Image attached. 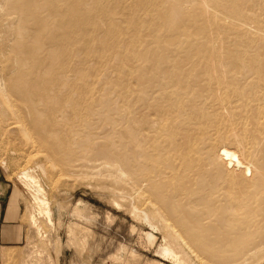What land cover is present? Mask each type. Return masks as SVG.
<instances>
[{
	"label": "rangeland",
	"instance_id": "rangeland-1",
	"mask_svg": "<svg viewBox=\"0 0 264 264\" xmlns=\"http://www.w3.org/2000/svg\"><path fill=\"white\" fill-rule=\"evenodd\" d=\"M66 1L68 4L66 2H65V4L63 3L62 9L65 8L66 5H67L66 9H69L68 6H70V8L74 7L73 5L78 6L79 4H81V6H82V3H80L77 0H74V1L73 0H66ZM106 1H108L109 3L112 2L115 6L113 4L112 5L109 4L108 2L106 3ZM131 1H132V3H130ZM146 1H148L149 6L147 5ZM150 1L151 0H127V2H126V0H123V1L122 0H119V1L116 0V2H113V0L102 1L101 4H105V5L109 4L110 5V6L109 5L107 6L108 9H110L111 7L114 6L113 8L115 10L113 8H112L113 10L112 9L108 10V9H106L107 7L103 5L105 8L104 7L102 8V6H101V8H99V10L92 12L93 13L92 16L94 17L93 19H95L94 22L95 21L98 22L96 25H91L90 29H88L89 32H90V30L92 31V34L91 33H88L89 35L87 34L89 39L85 38L84 36L83 37L79 36V39L81 40V42L77 41L78 43L76 42L74 44V47H75L74 50L76 49V52L74 51L72 53L73 57H71V58H73V60L71 59L70 61H73V63H74V65L72 64V67H73L75 73H73V74L71 73V72H73V70H70L71 72L69 71V69L64 70L71 65H69V66L67 65V67L62 69V71H61L62 74H64V75H62L63 77L61 76V80H63L64 76H68V78L67 77H65V78L67 80L70 79L68 81H70V84L73 83V85L76 84V82L77 83L80 82V80H81L80 77H82V75H85L87 73L86 74L87 76H89V74L91 76H89V79H88L89 81L87 82V84H85L83 86V88H84V90H82L83 92H81V89H82L81 85L83 84L82 82L79 83V84H81L79 86H77L78 84L75 85L78 87V89L80 90L79 91L76 89L77 87L75 88V86H74V88L76 90L74 88L71 89L70 87L72 85H70L67 80H66V82H64L65 80L62 81V85H63V87H65L64 91H67L65 93H67V97L69 95H70V97L68 99H64L63 96H66V95H65L64 91H62V93H61L62 96L60 95L62 98L60 97L59 109H61V107H62V110L63 109L64 110L60 111V112L58 111V113H57V114H59L58 119L64 117V118H62V121L64 123L65 122L67 123L73 117H74V120L71 119L72 122H69L66 125L63 122H61V119H60L61 124L59 123V120L57 122L59 124V128H60V125H62V127L60 128L61 131L59 129V136L58 137H59V141H60L59 146H61L63 150L60 151L61 156L59 155L61 157V160L57 159V160H55V162H58V163L53 164V165H55V167H53V165H52V162H54L53 159H50V162H49V159L47 157V152L45 154L46 158L44 157L45 155L43 152H41L42 154L40 155V157H41L40 163L42 162L41 164H44V165H46V167H48V172H46L47 175L39 172V175L41 177V180L44 179V181L42 180V182L46 188V192H47L46 197L51 202V206L54 210V216H53L54 224L53 225L46 222V220L44 221V219H41V224L43 226V230H44V232H46L47 237H48V238H45L46 240H44V238H42L35 231V229H33L31 227V224H30V217H29V213H28V202H29V198H28L29 196L28 195L29 194L25 193L24 187L22 186V184L19 182V180L17 178L18 174L20 173V171L23 168V167H21V157H20L21 153L19 152V150L17 151L16 143L14 142V140H12V138L8 134H1L0 135V251L3 249V251L0 255V264H156L157 262H162V261L165 264H177V262H175L174 260H171L169 257H164L159 252V251H161V249H163L165 247L164 245L167 246L169 244V242H168L169 239H171V237L173 238L175 236H176V238H178V242L180 243L179 248L181 250L185 249V250H183L184 256H186V258L188 257V255L190 256L187 258V260L190 258L189 260L192 261L191 264H193V263L194 264H229V263L230 264H232V263L233 264H238V263L239 264H264V248H263L264 247V206H263L264 205V184H259L258 186H256V184H255L256 179L254 177H250L249 175H247L246 177L244 176L245 177L244 178L242 176L243 175L242 169L239 170L238 167H234V169H233V168H231V166H229V168H228L226 165L224 167H226L228 170L225 169V170H223V172H224V174L226 173L227 175L229 173V176L222 174L223 176L221 177L220 176L221 174L219 173L220 174L219 175L218 172H220L222 170L221 168H219L222 165H221V163H219L220 164V166L218 164L219 170L216 168L217 166L214 167L212 171H217V172H215V173L212 172V174H213V175L211 174L212 176L206 175V176H203L204 178L200 179V177L196 178L195 175L194 176L192 175L194 180L196 178L197 182L195 181L194 182L195 184L193 183L194 180L189 178V177H191V174L186 175L185 172H183V174H182V172L179 171L178 172L179 176L181 174H182L181 177L184 176L181 179L182 181L180 180L182 183L180 181H178V179L173 180V181H171L172 185H170L172 187H170L169 186V177H168L169 176V142L168 143L166 142V140L169 141V126H168L169 125V106L170 107L173 106V104H172L173 101H169V97L172 93L175 92V90L178 91L179 88H181V91L179 92V96H181L183 93L181 95H180V93L184 91L183 88L184 87L186 88V84L188 83L187 85H189V86H187V88L185 90V92L187 94L186 95L183 94V96L185 95L186 97L181 96L182 100H181V98L178 97V99H180L179 100L180 102L177 99V101L179 102V103H177V101L175 99L176 103H175V101L173 103L176 104L175 107L177 109L180 108L181 106H184V107H185V105L187 106V104H185V103H188V106L190 105L189 107H191V109L188 107L187 110H190V111H188V113H189L188 116L191 114L190 115L191 120L194 122L196 120H199L198 122H201L200 125L203 124L204 127H207L209 129V130L208 129L207 130H208L210 136H208L207 139H209V141H207V142L216 143V141L219 138L220 140L217 141V144H221L220 141H223L222 143L228 144L230 147H232L236 150L237 149L241 150L242 146L237 147L238 146L236 143L237 141L234 142V138H233L232 142H231V140H229L227 138L228 137L227 135L230 132L234 131V133H235V130H237L236 131V134H237L238 130H240L242 132L239 131V134L242 136H239L240 137L239 141L243 142L242 145H244L246 148H248L249 150L252 151L254 159L257 158L256 160L261 162V164L264 165V163H263L264 162V137H263L264 136V73H263L264 72V43H263L264 42L263 41L264 40V0H243L244 4L241 3L242 0H228V2H226L227 0L226 1L225 0H218V1L217 0H213V1L211 0L212 2H215L217 4L216 5L214 3L215 6L219 7L220 6L219 4H221V6L218 8V10L220 8H221V11H222V8L227 9V10L224 9V10H226V12H224L225 14L222 13L223 11L222 12L218 11L220 14H222V15L219 14L220 16H222V17H220V19L221 18L222 19L224 18V19L219 20L217 25H214L215 23L213 24L211 22L214 26H217V27L212 26V28H211L212 24L207 26V22L206 23L202 22L201 24H203V25H201L199 21H197L199 23L198 24L196 21H195V23H193V22L188 20V22L185 23V20H184L185 17L181 18L182 22L180 21V19L177 22H173V24L178 23V24H175L176 27H174L175 25H172L171 24L172 22L171 23L169 22V21H171L170 18L168 20L165 16L168 14L158 13V11L155 10V9L161 8L160 7L161 5H159L160 0H157V1L152 0V2H150ZM188 1H191V0H188ZM71 2H73L72 5H69V3H71ZM117 2H119L120 4ZM229 2H230V4H229ZM235 2H236V4H235ZM96 3H97L96 0H90V5H91V6L89 5L90 8L95 6ZM121 3H122V5H121ZM141 3H143V4L146 3V4L143 5ZM150 3H152V6L150 5ZM153 3L156 5H154ZM237 3H238V5H237ZM133 4H134V6H133ZM188 4H189V6H191L193 4V2L192 3L189 2ZM210 4L213 5V3H211V2H210ZM240 5H241V8L243 7L242 10L239 7ZM215 6H212V7L215 8ZM227 6H229V7L234 6V8L237 6L238 7V8L236 7L237 11L240 8L239 11H241V12L238 11V16L241 13V15H240V16H242L241 20L239 19V21H238V18L240 16L237 18V16H236L237 11L233 8L234 13H233V11H231V13H230V9L228 11ZM120 7H122L123 9L122 8L120 9ZM143 7H146L147 9H148V7H151V8L149 10H147L145 8L148 11L147 12ZM212 7L210 6V8L212 9V12L216 11L215 13L218 14L217 9H214ZM116 8H118V10H116ZM0 9H2V8L0 7ZM119 9H120V11H119ZM136 11H138V12H136ZM153 11H155V12L157 11L155 13L156 14L155 17H153L154 16ZM186 11L190 12L188 10H186ZM227 11H228V13H227ZM145 12H147V13H145ZM151 12H152V15L150 14ZM187 12H184V13H187ZM257 12L258 13L260 12L259 14L262 16H260V15L257 16L256 15V14H258ZM261 12H262V14H261ZM94 13L96 14V18H95ZM98 13H100V14H98ZM110 13H112V14H110ZM119 13H121V14H119ZM254 13H255V15H254ZM115 14L117 15V17H113V16H116ZM160 14H161V16H163L164 19L161 18ZM212 14H214V13H212ZM227 14H229V15L232 14V16L231 15L229 16ZM12 16H13L12 13L9 12V10L7 8L2 9V11H0V21H1L0 22V39L2 38L0 40V50H2L1 47L3 46V42L9 38L6 28H7L8 24L10 23ZM183 16H185V15L183 14ZM227 16L232 21L233 20L235 21V19H236L235 22L236 23L240 22V26L243 27V25H244V27L243 28L240 27L241 29H239V23H237L238 26L236 25V27H235L233 25V23H229L232 21H230ZM235 16H236V18H232ZM243 16L246 18H243ZM109 17L111 19H109ZM119 17H121L120 19H118L119 21H116V20H115V22L112 21V19H115V18L117 19ZM159 17L161 18L162 21L160 20ZM226 17L228 19L227 21H226ZM259 17H263V22H262V20H260L261 21L260 23H259V21H256V19ZM129 18H131V19H129ZM260 19H262V18H260ZM165 20H167L168 23H166ZM100 22L101 23L103 22L102 24L104 26H101L102 24ZM154 22H156V23H154ZM179 22L181 23V26L178 27V25H180ZM189 22L191 24H189ZM226 22H227V24H226ZM235 22H234V24H236ZM241 22H244V24L241 25L242 24ZM81 24L82 23H80L79 25L81 26ZM143 24H145V25H143ZM154 24H155V26H154ZM194 24H195V26H194ZM197 24L201 25L203 27L197 26ZM159 25H161V26L156 27ZM192 25L194 26V28L199 27L200 32H202L204 34L198 32L199 31L198 29H197V31L194 30ZM246 25H248L249 27H247ZM113 26H118V28L113 27ZM153 26H154V28H153ZM183 26H184V28L181 31ZM187 26L190 29L192 28L193 30L192 29L189 30V28ZM97 27H98V29H97ZM1 28H2V30H1ZM144 28H146V29H144ZM155 28H157V29H155ZM160 28H161V30H160ZM168 28H170V29L168 30ZM185 28L187 31L184 30ZM201 28H203V29L205 28V30L202 31ZM209 28L213 29L214 33L212 30L210 31ZM244 28L246 29V31H248V30L249 31L245 32ZM80 29L81 28H78L77 32L79 35H82V32ZM111 29H113V30H111ZM150 29H152V30L155 29L156 32H153ZM165 29H166V32H165ZM175 29H177L176 33H175ZM79 30H80V32H79ZM114 30H116V34H115ZM239 30H243L244 32L243 31L241 32ZM148 31L154 33L155 35L152 36V34L149 33ZM157 31H158V34H157ZM161 31H162V33H161ZM178 31L181 32L182 34L184 31V34L182 35ZM205 31H208L209 33H211L210 36L211 35L213 36V34H215V36L212 38V36L210 37L209 33L207 32L208 36L210 37L209 38L207 36V34H205L206 33ZM3 32H4V34H3ZM96 32H98V33H96ZM177 33H179V34H177ZM187 33H189V35L185 36V34H187ZM196 33L198 34L197 37H196ZM243 33L245 35H243ZM246 33H249V34H246ZM90 34L93 37V38L91 37V39H90V36H91ZM199 34H202V35H199ZM237 34H238V36H237ZM5 35H7V38ZM193 35H195V36H193ZM227 35H229V37ZM4 36H5V38H3ZM258 36L260 38H258ZM160 37H162V39ZM201 37H203V38H201ZM204 37L206 39H204ZM246 37H248V38H246ZM83 38L86 39L87 41L84 40ZM105 38H106V40H105ZM211 38L213 39V41ZM153 39H154V41H153ZM217 39H220L221 41H219V40L217 41ZM195 40H196V42H195ZM197 40H202L203 42L205 41V43L199 41L201 47H202V44H204L202 48L200 47L199 42L197 43ZM207 40H210V41H207ZM62 41H63V43H65V41H67V40L62 39ZM90 41L93 42L92 45L90 44L91 43ZM101 41H102V43H101ZM181 41H183V42L181 43ZM214 41H216L217 43ZM106 42H107V45H106ZM154 42H156L157 44ZM169 42L171 45L169 44ZM80 43H82V44H80ZM85 43H89L90 45L89 44L87 45ZM94 43H96V44L94 45ZM179 43H181V44H179ZM196 43L199 46L198 50H200V48H201V49H203V52H201V50H200V52L197 51L196 48L198 46H195ZM76 44H78L77 46L80 47V49L77 48ZM174 44H176V45H174ZM190 44L193 48L190 47ZM240 44H241V46H240ZM82 45L84 46V48L82 47ZM173 45H174V47H173ZM244 45H246V46H244ZM88 47H89V49H87ZM91 47H92V50L90 49ZM95 47H96V49H95ZM111 48H113V49H111ZM204 49H206V50H204ZM219 49H221V50H219ZM218 50L220 51V53ZM103 51H105V52H103ZM186 51H187V53H186ZM250 51H251V53H250ZM1 54H2V52L0 51V55ZM197 54H198V56H197ZM82 55L84 58L82 57ZM108 55H109V57H108ZM214 55L217 57H215ZM2 56H3V54H2ZM253 56H254V58H253ZM87 57L89 59H87ZM124 57H126L128 61H126V59ZM129 57L131 58V60ZM0 58H1V56H0ZM69 58H65L64 61L66 59H69ZM120 58H121V60H120ZM122 58L125 60H123ZM255 58H258L259 60L255 59ZM2 59H4V57H2L0 59V61ZM114 59H116V60H114ZM133 59H135V60H133ZM205 59H207V60H205ZM100 60H101V62H100ZM245 60H249L248 61L249 63L246 62ZM251 60H252V62H251ZM256 60L258 61L257 62L258 64L261 61L260 66L261 67L263 66L262 67L263 71L261 70L260 67L258 68V66H259L258 64L254 65L256 63ZM113 61H115V63H113ZM241 61H242V63H246L247 64L246 66H249L250 68L246 67L244 64H243V66H241L242 63H241V65L239 64V62H241ZM66 62H68V64H69V60H66L65 63L62 61L61 64L65 65ZM233 62L235 64H237V67H239V69L235 68L236 65L234 66ZM211 63H212V65H210ZM226 63H229V65H230L229 69H228V65ZM251 63L252 64L254 63V64L250 66L249 64H251ZM0 64H1V62H0ZM111 64H113V66ZM219 64L222 67H220ZM223 64H225V65H223ZM226 65H227V67H226ZM216 66H217V68H216ZM240 66H241V68H240ZM1 67L2 66H0V68ZM174 67H176L177 69H175ZM214 67L216 68L217 72H214V70H215ZM244 67H245V69H244ZM221 68L222 69L224 68L223 70L227 69L228 72L226 70L225 71L221 70ZM256 69H260V71L257 72ZM137 70H139V71H137ZM185 70L188 71V73ZM67 71H69L68 73L70 74V76L75 78L74 79L75 82L71 81L72 77L70 78V76L67 75V73H63V72H67ZM130 71H132V72H130ZM171 71H173V72H171ZM182 71H184V72H182ZM1 72H3V71H1ZM255 72H257V73L254 74ZM113 73H115V74H113ZM207 73H209V74H207ZM258 73H260V74H258ZM1 74H0V79H1ZM180 74H182V75H180ZM168 75H169V77H168ZM249 76H250V78H249ZM116 77H117V80H116ZM79 78H80V80H79ZM111 78L112 79L114 78L113 81ZM168 78H169V80H168ZM216 78H218V79H216ZM229 78H231V79H229ZM94 79H96V80L94 81ZM123 79H124V81H123ZM173 79H175V81L176 82L178 81V82L176 83ZM107 80H108V82H107ZM183 80H184V82H182ZM254 80H256V81H254ZM0 82H1V80H0ZM143 82H144V84H143ZM169 82H171V83H169ZM249 82H251L250 85H249ZM252 82H254V83H252ZM66 83L69 84L70 86L66 87V85H67ZM122 83H124V84H122ZM178 83L181 85H179ZM183 83L185 86L183 85ZM223 83L225 84V86ZM88 85H89V87H88ZM120 85H121V87L123 86V88H121ZM173 85H174V87H173ZM86 86L88 87V89H87L88 91L85 89ZM67 88H69L70 90ZM90 88L92 91L89 90ZM95 88H97V90H95ZM101 88L103 89V93L101 92ZM188 88L190 90H188ZM218 88H220V89H218ZM98 89H99V91H98ZM165 89H166V91H165ZM173 89H175V90H173ZM210 89L213 92V95H212V92L210 91ZM61 90H63V89L61 88ZM85 90L87 92L91 91L92 94H94V95H95V93L98 92L100 94V96H98L99 95L98 94L96 96V98H99V97L104 98L105 101H104V99H102V100H103V103H105V104H103L102 102H101L102 104L98 102L99 104L96 103V104H94L95 105L94 106L92 104V101H90V100H89L90 102L85 101L84 100V97H85L84 94L87 93ZM93 90L97 91V92H94ZM221 90H223V92ZM68 91H71V93L69 92L70 93L69 95H68ZM74 91H78L79 94H78V92H76V94H77L76 95ZM226 91H227V93H226ZM237 91H239V92H237ZM109 92H110V94H109ZM191 92L193 95H191ZM210 92H211V94H210ZM232 92H234V94ZM81 93L83 94L82 97H81ZM175 93L178 94V92H175ZM188 93H190L191 97L187 96V95H189ZM225 93H226V95H223ZM237 93H239V94H237ZM72 94L76 95L75 100L77 102H82L83 100L85 102L83 101L82 104L76 103V101H74V98L71 97ZM214 94H215V97H214ZM194 95L195 96L197 95V96L194 97ZM236 95H238V96H236ZM239 95H241V96H239ZM140 96L142 98H140ZM192 97H194L193 100H192ZM71 98H73L72 99L73 101L70 100ZM124 98H126V99H124ZM183 98H184V102H183ZM78 99H80V101ZM68 100H70L71 102H67ZM189 100H191V101H189ZM62 102L63 103L65 102V103L62 104ZM72 102H74L73 104H76V105H74V107H75L74 109H72V107H73L71 105ZM87 103H90V104L88 105ZM194 103H196L195 106H193ZM198 103H200V105ZM222 103L227 104V105H225L226 109L223 107L224 105ZM177 104H178V107H177ZM183 104H185V105H183ZM219 104H220V106H219ZM60 105H62V106L60 107ZM63 105L66 109H68V108L70 109V110L69 109L66 110L67 112L69 111V113L67 115L68 118H70V116H71V115H69L70 111H73V113H74V116L72 115L73 117H71L69 120L67 119V117L65 119V116L67 113L64 112L65 108H63ZM70 105H71V107H69ZM78 105L80 107H82V105H83V107H82L83 109L82 108L80 109V107H79L78 110H75L78 108ZM90 105H91V107L93 106L92 107L93 110L91 109V107H89ZM85 107H87V108H85ZM88 107H89V109H88ZM163 107H165V108H163ZM97 108L99 110H97ZM129 108H130V110H129ZM166 108H168V109H166ZM197 108H199L198 112H197ZM207 109H208V112L209 113L212 112V114H214V116L211 113L210 114L212 116L209 113H207V111H206ZM6 110H8L7 105H5V106L0 105V125L3 124V126H0V127H2V128L5 127L8 124V121L10 120L9 114L6 115ZM85 110H86V112H83ZM90 110H92L93 113H92V111L90 112ZM94 110L97 112V114H95L96 112ZM100 110L102 113H100ZM165 110L168 111V113ZM193 110H194V113H193ZM87 111H88V113H87ZM199 112L201 113V117L198 116V115H200ZM203 112L206 113L205 116H204ZM230 112H233L234 116ZM197 113H199V114H197ZM62 114L64 116H61ZM78 114H79V116H78ZM99 114H101V115H99ZM254 115L257 116V117L255 116V120L258 118L257 120L261 123L260 127L258 126L260 129L258 127H255L256 126L255 123H257V125L259 123L257 120H256L257 122H254L255 120L254 121L252 120V118L254 119ZM207 116H208V118L205 119ZM210 116L213 118V119L211 118L212 120L209 119ZM231 116H233V117H231ZM259 116L262 118L263 121L261 120V118ZM87 117H88V119H89V117H91L92 119L90 118L91 120H89V122H88ZM214 117H216V118H214ZM128 119H130V120H128ZM66 120H68V121H66ZM80 120H81V122H80ZM85 120H87V121H85ZM242 120H243V122H242ZM202 121H203V123H202ZM230 121H231V123H230ZM10 122H11V120H10ZM152 122L154 124H152ZM228 122L230 124H228ZM252 122L254 124H252ZM93 124H94V126H93ZM178 124L179 123H177V125ZM132 125H133V127H132ZM180 125L182 127L183 124H179L178 127ZM227 125H228V127H227ZM261 125H262V128H261ZM147 126H148V128H147ZM232 126L234 127L235 130L234 129L231 130V128H233ZM253 126H254V128H252ZM73 127L75 128V131H73L74 130ZM247 127H248V130H247ZM223 128H225V129H223ZM145 129H146V131H145ZM195 129H197V128H195ZM261 129H263V130L259 131ZM79 130L82 132H80ZM86 131H88V132H86ZM254 131H256V132L258 131V132L256 133ZM212 132H213V135H212ZM244 132H246V133L244 134ZM61 133H62V135H61ZM176 133L177 134L175 136H177L176 138H179L178 140L181 139L180 141H182L183 138H184V140L186 138H188V137L185 138L183 133H180V134H182L184 137L182 135L178 134L179 132H176ZM85 134H87V135H85ZM219 134H221V135L219 136ZM82 135H85V137ZM222 135L225 136L224 139L226 141L223 138L221 139ZM192 136H195V135H192ZM68 137H71V138L68 139ZM180 137H183V138H180ZM66 138H67V141L70 139L74 140V138H75V141L71 140L72 144L70 145L69 141L66 142ZM10 140L14 143H12ZM190 140H193L192 137ZM242 140H244V141H242ZM186 141H187V139L185 140V142ZM65 142H66V144H65ZM98 142H99V144H98ZM74 143L78 147H76L74 145ZM13 144H15V147ZM102 145H104V146H102ZM70 146H72L73 149H74V146L76 147L75 149L78 148L77 151L75 153L72 152V151H75V149L74 150L72 149V151H71L70 149H68V148H70ZM83 146H85V147H83ZM101 146H102V148H101ZM13 147H14V149H13ZM80 147H81V149H80ZM102 150L105 153L104 152L102 153ZM185 151H187V149H185ZM70 152H72L71 155H73V153H74V155L79 156V157H77L78 162L76 160L77 158L74 155H73V157L70 155ZM104 154H105V156H104ZM107 154H109V155L107 156ZM69 156H70V159H72V160H69ZM83 158L86 160H84ZM67 159H68V162H67ZM73 159H74V161H73ZM75 160L77 163L75 162ZM91 160H92V162H91ZM98 160H100V161H98ZM248 160H249V158H247V161ZM65 161L68 163V165ZM62 162L64 164H62ZM125 162H126V164H125ZM135 162H136V165L134 164ZM155 162H156V165L158 166V168L154 164ZM60 164L63 167H61ZM69 165H71V167ZM72 165H74V167L78 166V168H74ZM153 165H155L156 166L155 168H157V169H155L153 167ZM178 165L179 164H177V167H178ZM66 166L68 168V169L66 168L67 171H65ZM111 166L112 167L115 166V167L112 168ZM72 167H73V170H72ZM95 167H97V168H95ZM49 168H50V170H49ZM69 168H71V169H69ZM53 169H54V171H53ZM69 170H71L72 172L75 170L73 172L74 174L72 172H70L72 174L69 175V173H68ZM101 170H103V171H101ZM119 170H120V172H119ZM122 170H124V172ZM147 170H148V173H147ZM51 171H52L53 175H51L52 174ZM59 171H61V172H59ZM176 171H178V170L175 169L174 172H176ZM133 173H135L136 175H134ZM230 174H233V175H230ZM43 175L48 176V177H45ZM214 175H219L221 178L219 176H214ZM56 176H58V177L56 178ZM186 176H188V177H186ZM232 176H237V177L239 176L238 178L243 179L242 183L244 185L241 183L236 185L235 182L232 184V182H230L231 181L230 177H232ZM133 177H135V178L133 179ZM149 177L151 178L150 180L148 179ZM153 177H155V178H153ZM159 177H161V178H159ZM216 177H218L219 183L214 182V181H217V179L215 180ZM162 178H163V180H162ZM186 179L188 181L191 180L190 182H192L191 184H193V185H190L189 182L188 183L185 182ZM197 179H200L199 182ZM205 179L209 183L208 187L206 185V188L202 187L203 183L202 184L200 183V182L205 181V183L207 184ZM211 179H213V180H211ZM119 180H120V182H119ZM146 180H148V182ZM183 180H185V181H183ZM202 180H204V181H202ZM209 180H210V182H209ZM173 182H175V183H173ZM228 182H229V184H228ZM198 183H200L201 185H199ZM210 183H212L213 186ZM216 183L218 184V185H216L218 188L217 187L216 188L220 190V191L218 190L219 193L220 194L223 193L222 197L228 198V195H229V197L231 196V198H232V199H230L231 201H228L229 198L228 199L226 198L227 200L226 199L224 200L222 198L223 200H222L221 205L223 203L226 205H229V204H232L233 201L235 202L236 201L235 198L237 199L236 196L241 195L239 192H241L242 190L240 191V189L244 190V188L246 187V189L248 188V190H251L253 192V194L255 193L254 200H256V202L253 201L254 204H252V206H253L252 208H255V209H252V211L250 213L240 212V214H239V212H236L239 215H237L235 213L236 214L235 217L232 214L231 215L232 219H231V216L228 218L229 220L231 219V222L230 221L228 222L224 219L226 224L223 223L222 218H221V221H219L220 216L218 217L217 213L219 212V215L221 214L220 210H221L222 206L218 205L221 202V201H218L219 199H221V195H220V197H217L219 195H217L218 191H216V188H215ZM230 183H231V185H230ZM188 185L190 186V188H188L189 187ZM209 185H211L212 188ZM242 185L244 188L241 187ZM179 186L183 187L185 192L187 190L186 189V187H187L189 189L188 192L190 193V196L186 195L188 193L187 192L185 193L183 191L185 194L184 195L182 192L183 189L182 190H181V188L179 189L178 188ZM192 186H193V189H191ZM197 186H198V190L200 189L202 192H205V193H201L200 190L198 192L194 193L195 192L194 188H196ZM199 186H201V188H199ZM204 186H205V184H204ZM176 187L178 188V190L175 189ZM170 188H172V190ZM204 188L205 189L209 188L210 190L208 189L205 191ZM259 188H261V189H259ZM137 189H138V191H137ZM190 189L192 190L193 194H191L192 192ZM158 190H159V192H158ZM169 190L173 191L172 192L173 194L176 191V195L177 194L180 195L182 193L181 195H183L184 197L189 196V198H187V197L184 198V197H181V195L180 196L177 195L178 198L180 197L183 199L182 200L179 198L178 200L184 201L185 204L188 203L189 200H191L193 198L192 195L197 194V195H195V197L197 199V196H198V199L196 200L194 197L191 201V202H193V204H195V206H197V207L194 206L195 208H199V206L196 204L197 202L195 203V201H198V203H200L199 198L200 199L203 198L202 200L205 199L204 202L202 200L201 201L204 203L205 207H207L209 205V203L211 202V200L213 199V197L216 195L215 197L217 199V203L215 201L216 199L212 200V202L214 201L216 203V205H212L213 204L212 202L210 204L211 206H213L212 207L213 209L215 208L214 210H215L216 214L214 212H212L211 215L209 214L210 216L206 215L205 217L200 218V221H201V219L203 220V218H205V220H203L201 222L203 225H206L208 227L209 224H213V226H214V223H215V225L218 226L217 228L215 226V228H216L215 234L210 233V232L209 233L212 235V237L215 236V240L217 239L216 241H218V242L223 241L224 243L226 242L225 244H228L230 246V247L227 246L228 248L226 247V250L228 249V251H229L228 255L230 253L235 254V253L244 252V253H242V255H243L242 258L237 259L241 263L236 261V260H234V262L233 261L231 262V260H229L227 258L226 259L220 258V259H218V261H217V259H212V258L210 260V258H208V259L204 258L206 256L210 257L207 254H204V252H203L204 249H203V251H201V249L199 247H195L196 245L194 246L193 244L191 247H189V245H191V243L190 244L185 243L186 241L182 242L185 246H183L181 244V239L182 240H184V239H183V237L181 239H179V237H181L180 234H181V231H183V230L180 229V226L177 227L178 224L177 223H176L177 225L175 224V222L177 220H175L174 217L168 216L169 213H167V212L169 210L165 211L163 209V208L169 207V205L167 206L168 203L166 204L164 202L165 200H163L164 197H165L164 199L169 198ZM160 191H162V192L160 193ZM171 191H170V193H171ZM207 191H208V195L206 196ZM213 191L215 192V194H211ZM177 192H180V193H177ZM157 193H160L161 195H162V193H164L162 195L163 198L161 196H159V194L157 195ZM202 194H204V196L200 197ZM224 194L226 196H224ZM166 195H167V197H166ZM209 195L212 196V198L209 197ZM261 195H262V197H261ZM205 196L208 198H206ZM186 198L188 199V201ZM208 199H211L210 202L208 201ZM150 200H151V202H150ZM225 201H228V202H225ZM166 202H168V201H166ZM152 203L154 204V206ZM134 205L139 206L140 207L139 209L141 211L144 210V211H146V213H147V211H149L148 213H152V215L151 214L150 215H151V218L153 219V221H152V219H150V221H152L154 224L152 222H148L147 220H145L143 218L144 217L143 214L137 218V216L132 211ZM257 205L258 206L262 205V206L258 207ZM215 206L216 207L218 206V207L216 208ZM200 207L203 208L202 205H200ZM162 209L164 210L165 214L163 213ZM216 209H217V212H216ZM256 209H257V211H255ZM159 210H161V212ZM154 213H156V214H154ZM164 215H165V217L166 216L169 217V220L167 217L165 218ZM216 215L218 217L217 220H215V218H214V217H216ZM207 216L209 217V219H210V217H212L211 219H213L214 221H212L210 219V220H208L210 223L207 224L208 223V221L206 220V219H208ZM172 218H174V219H172ZM166 220H168V222ZM190 220L193 223L191 218H190ZM170 221H172V225H171V223L169 225H167V224L164 225L165 222L169 223ZM232 221L237 223V224H235V223L233 224ZM191 222H190V224H191ZM227 223L228 224L230 223L229 225H231V227L229 225H227ZM210 226H212V225H210ZM210 226L208 228H211ZM213 226H212V228H213ZM170 227H173L172 230L170 229ZM174 228H175L174 231H178L180 233L179 237H177V235H178L177 233H174V231H173ZM215 228H213V229H215ZM229 228H231V229H229ZM168 231L170 232L169 235L167 234V233H169ZM173 233L175 234V236H173L174 235ZM148 235H151V237H149ZM218 236H220V237L218 238ZM220 238H221V241H220ZM230 241H232V242H230ZM167 242H168V244H167ZM252 242H253V244H252ZM187 244H189V245H187ZM162 246H163V248H162ZM257 246L259 248L256 250ZM181 247H184V248L182 249ZM179 248H178V250H179ZM180 252L182 253V251H180ZM187 253H188V255H187ZM225 253H227V252H225ZM4 255H6V256H4ZM182 255H183V253H182ZM190 261H188V264H190ZM242 261H243V263H242ZM247 261H248V263H247Z\"/></svg>",
	"mask_w": 264,
	"mask_h": 264
},
{
	"label": "bare ground",
	"instance_id": "bare-ground-1",
	"mask_svg": "<svg viewBox=\"0 0 264 264\" xmlns=\"http://www.w3.org/2000/svg\"><path fill=\"white\" fill-rule=\"evenodd\" d=\"M74 1V0H73ZM77 1H79L80 3H82V6H81V4H79L78 6L77 5H73L74 7H72V8H70V6H68V8L69 9H66L67 7V5L65 6V8H63L62 9V7H63V3L65 4V2L67 3V1L66 0H0V7L2 8V9H8L9 10V12H11L12 13V19H11V21H10V23L8 24V26H7V33H8V39L6 40V41H4L3 42V46L1 47V49L2 50H0L1 52H2V54H3V56H2V54L0 55L1 56V58L2 57H4V59H2L0 62H1V64H0V66H2L0 69V74H1V82H0V105H7V107H8V110H6V115H8L9 114V119L11 120V122H10V120L8 121V124L5 126V127H0V135L1 134H8L11 138H12V140H14V142L16 143V146H17V151L19 150V152L21 153V167H23L22 168V170L20 171V173L18 174V176H17V178H18V180H19V182L22 184V186L24 187V189H25V193H28L29 195V202H28V213H29V217H30V224H31V227L33 228V229H35V231L42 237V238H44V240H46L45 238H48L47 237V234H46V232H44V230H43V226H42V224H41V219H44V221L46 220V222H48L49 224H51V225H53L54 224V220H53V216H54V210H53V208H52V206H51V202L48 200V198L46 197V188H45V185L43 184V182H42V180L44 181V179H42L41 180V177H40V175H39V172H41V173H43V174H45V175H47L46 174V172H48V167H46V165H44V164H41L40 163V155L42 154L41 152H43L44 153V155L46 154V152H47V157H48V159H49V162H50V159H53V161L54 162H52V165L53 164H56V163H58V162H55V160H57V159H60L61 160V155H60V151L61 150H63L62 149V147L61 146H59L60 144V141H59V129L62 127V125H60V128H59V124L57 123L58 122V120H59V123L61 124V122H63L62 121V118H64V117H62V118H60L61 119V122H60V119H58V115L59 114H57L58 113V111L60 112V111H63L62 110V105H60V107H61V109H59V104H60V97L62 96L61 95V93H62V91H64L65 90V87H63V85H62V81L63 80H65L64 82H66V78L65 77H67L68 78V76H64V78H63V80H61V76L62 75H64V74H62V69H64V68H66L67 67V65L69 66V65H71V66H69V67H67L66 69H64V70H67V69H69V71L70 70H73V72H71L72 74L73 73H75L74 72V69H73V67H72V64L74 65V63H73V61H70L71 59L73 60V58H71V57H73L72 55V53L75 51L76 52V49L74 50V44L77 42V41H80L81 42V40L79 39V36H84L85 38H88L89 39V37L87 36V34L88 33H91L92 34V31L90 30V32L88 31V29H90V26L91 25H96L98 22L97 21H95L94 22V20L95 19H93L94 17L92 16V12L93 11H96V10H99V8H101V6H102V8L104 7V6H108L109 4H113L112 2L111 3H109L108 1H106V3L108 2L109 4L108 5H105V4H101L102 3V1H104V0H96L97 1V3L95 4V6H93L92 8H90V0H77ZM110 1V0H109ZM117 1H119V0H117ZM123 1V0H122ZM153 1H157V0H153ZM213 1V0H212ZM211 0H191V1H188V0H160V4L159 5H161L160 7L161 8H158V9H155V10H157L158 11V13H163V14H168V15H165L166 16V18L169 20V18H170V20L171 21H169L172 25H175V24H178V23H175V24H173V22H177L179 19H180V21L182 22V20H181V18L183 17H185V23H187L188 22V20L189 21H191V22H193V23H195V21L197 22V21H199L200 22V24L203 22V23H206L207 22V26L208 25H211L212 23L214 24V25H217V23H218V21L219 20H221L220 19V17H222V16H220V15H222V14H220L218 11H221V8L218 10V8L221 6V4H219L220 6L218 7V6H215V2H212ZM218 1V0H217ZM226 1V0H225ZM113 2H116V0L114 1L113 0ZM121 2V1H120ZM126 2H127V0H126ZM136 2V1H135ZM147 2V5L149 6V3H148V1H146ZM150 2H152V0L150 1ZM189 2H193V4L191 5V6H189ZM210 2L211 3H213V5H211L210 4ZM221 2V1H220ZM226 2H228V0L226 1ZM231 2V1H230ZM230 2H229V4H230ZM239 2V1H238ZM247 2V1H246ZM72 3L73 2H71V3H69V5H72ZM75 3V2H74ZM104 3V2H103ZM117 3H119V2H117ZM130 3H132V1L130 2ZM155 3V2H154ZM153 3V4H154ZM215 3V4H214ZM219 3V2H218ZM242 4H244L243 3V0H242V2H241ZM240 3V4H241ZM250 3V2H249ZM252 3V2H251ZM68 4V3H67ZM94 4V3H93ZM120 4V3H119ZM141 4H143V3H141ZM146 3H144L143 5H145ZM235 4H236V2H235ZM255 4V3H254ZM90 5V6H89ZM104 5V6H103ZM114 5V4H113ZM121 5H122V3H121ZM146 5V6H147ZM150 5L152 6V3H150ZM154 5H156V4H154ZM217 5V4H216ZM237 5H238V3H237ZM89 6V7H88ZM110 6V5H109ZM115 6V5H114ZM113 6V7H114ZM119 6V5H118ZM133 6H134V4H133ZM210 6L212 7V6H215V8L214 7H212V8H214V9H217V12H218V14L217 13H215V12H212V9L210 8ZM226 6V5H225ZM244 6V5H243ZM113 7H109L110 9H108V7L106 8V9H108V10H111ZM158 7V6H157ZM237 7V6H236ZM236 7L234 8V6L232 7V6H227V8H228V11H229V9H230V13H231V11H233V13H234V9L236 10ZM240 8H241V5L239 6ZM105 8V7H104ZM122 7H120V9H121ZM142 8V7H141ZM140 8V9H141ZM144 9L146 8V7H143ZM151 7H148V9L147 10H149ZM233 10H232V9ZM238 8V7H237ZM240 8L238 9V11L240 10ZM2 9H0V11H2ZM114 9V8H113ZM112 9V10H113ZM120 9H119V11H120ZM123 9V8H122ZM143 9V10H144ZM145 9V10H146ZM153 9V8H152ZM160 9V10H159ZM224 9H226V8H224ZM223 8H222V13H224V12H226V10H224ZM243 9V7L241 8V10ZM65 10V11H64ZM115 10V9H114ZM116 10H118V8H116ZM142 10V11H143ZM146 10V11H147ZM186 10H188V11H190V12H187ZM211 10V11H210ZM156 11V12H157ZM214 11V10H213ZM228 11H227V13H228ZM237 11V10H236ZM235 11V12H236ZM238 11H237V18L241 15V13L239 14V16H238ZM98 12V11H97ZM136 12H138V11H136ZM141 12V11H140ZM139 12V13H140ZM148 12V11H147ZM147 12H145V13H147ZM154 12V16L153 17H155V11H153ZM184 12H187V13H184ZM214 13V14H212V13ZM239 12H241V11H239ZM256 12V11H255ZM258 13V12H257ZM260 13V12H259ZM256 14L257 16H259L260 14ZM98 14H100V13H98ZM110 14H112V13H110ZM119 14H121V13H119ZM123 14V13H122ZM136 14V13H135ZM151 15H152V12L150 13ZM149 14V15H150ZM183 14L185 15V16H183ZM220 14V15H219ZM225 14V13H224ZM261 14H262V12H261ZM94 15H95V18H96V14L94 13ZM106 15V14H105ZM116 15V14H115ZM132 15V14H131ZM139 15V14H138ZM227 15H229V14H227ZM231 16H232V14H230ZM229 15V16H230ZM246 15V14H245ZM254 15H255V13H254ZM109 16V15H108ZM133 16V15H132ZM140 16V15H139ZM158 16V15H157ZM160 16H161V14H160ZM236 16L235 17H232V18H236ZM256 16V17H257ZM260 16H262V15H260ZM2 17V16H1ZM7 17V16H6ZM111 17V16H110ZM109 17V19H111ZM113 17H117V15L116 16H113ZM131 17V16H130ZM136 17V16H135ZM134 17V18H135ZM228 17V16H227ZM227 17H226V21L228 20L227 19ZM254 17V16H253ZM121 17H119V18H115V19H112V21L113 22H115V20L116 21H119L118 19H120ZM157 18V17H156ZM160 18V17H159ZM158 18V19H159ZM161 18H163V16H161ZM161 18H160V20H161ZM229 18V17H228ZM241 18H242V16H240L239 18H238V21H239V19L241 20ZM243 18H246V17H244L243 16ZM252 18V17H251ZM260 18H262V19H260ZM8 19V18H7ZM129 19H131V18H129ZM139 19V18H138ZM143 19V18H142ZM164 19V18H163ZM224 19V18H223ZM222 19V20H223ZM6 20V19H5ZM100 20V19H99ZM136 20V19H135ZM156 20V19H155ZM154 20V21H155ZM229 20L230 21H232L230 18H229ZM251 20V19H250ZM255 20V19H254ZM253 20V21H254ZM260 20H262V22H263V17H259V18H257L256 19V21H259V23L261 22ZM152 21V20H151ZM162 21V20H161ZM160 21V22H161ZM166 21V23H168V21L167 20H165ZM234 21V20H233ZM229 22V23H233V25L236 27V25H237V23H239V29H241V28H243L244 27V22H241L242 24L241 25H243V27L242 26H240V22H235L236 21V19H235V23L236 24H234V22ZM248 21V20H247ZM1 22V21H0ZM4 22V21H3ZM138 22V21H137ZM158 22V21H157ZM210 22V23H209ZM212 22V23H211ZM80 23H82L81 24V26L79 25ZM101 23V22H100ZM99 23V24H100ZM103 23V22H102ZM101 23V24H102ZM129 23V22H128ZM154 23H156V22H154ZM162 23V22H161ZM160 23V24H161ZM165 23V24H166ZM180 23V22H179ZM198 23V22H197ZM119 24V23H118ZM117 24V25H118ZM164 24V23H163ZM189 24H191L190 22H189ZM199 24V23H198ZM197 24V26H200V27H203V26H201V25H203V24H201V25H198ZM211 25V28H212V26L213 27H217V26H214V25ZM226 24H227V22H226ZM5 25V24H4ZM116 25V24H115ZM142 25V24H141ZM143 25H145V24H143ZM249 25V24H248ZM248 25H246L247 27H249ZM258 25V24H257ZM99 26V25H98ZM101 26H104L103 24L101 25ZM119 26V25H118ZM118 26H113V27H117L118 28ZM152 26V25H151ZM154 26H155V24H154ZM154 26H153V28H154ZM161 25H159V26H156V27H160ZM164 26V25H163ZM162 26V27H163ZM179 26H181V23H180V25H178V27ZM190 26V25H189ZM193 26V25H192ZM191 26V27H192ZM194 26H195V24H194ZM194 26H193V29L194 30H196L197 31V29L199 30L200 28L198 27V28H194ZM231 26V25H230ZM238 26V25H237ZM145 27V26H144ZM174 27H176V25L174 26ZM188 27V26H187ZM210 27V26H209ZM223 27V26H222ZM233 27V26H232ZM241 27V28H240ZM78 28H81L80 30H81V32H82V35H79L78 34ZM96 28V27H95ZM111 28V27H110ZM116 28V29H117ZM171 28V27H170ZM170 28H168V30L170 29ZM183 28H184V26L182 27V29H181V31L183 30ZM189 28V27H188ZM246 28V27H245ZM244 28V29H245ZM97 29H98V27H97ZM115 29V28H114ZM143 29V28H142ZM144 29H146V28H144ZM155 29H157V28H155ZM152 30V29H150V30H152L153 32H156V30ZM192 29V28H191ZM190 28H189V30H191ZM192 29V30H193ZM207 29V28H206ZM226 29V28H225ZM230 29V28H229ZM1 30H2V28H1ZM80 30H79V32H80ZM111 30H113V29H111ZM110 30V31H111ZM120 30V29H119ZM125 30V29H124ZM160 30H161V28H160ZM177 29H175V33L177 32L176 31ZM180 30V29H179ZM185 31H187L186 30V28L184 29ZM201 30L203 31V30H205V28L203 29V28H201ZM209 30L211 31H213V29H210L209 28ZM208 30V31H209ZM215 30V29H214ZM227 30V29H226ZM237 30V29H236ZM99 31V30H98ZM102 31V30H101ZM115 31V34H116V30H114ZM113 31V32H114ZM164 31V30H163ZM195 31V32H196ZM208 31H205L206 33L205 34H207V32ZM220 31V30H219ZM239 31H243V30H239ZM249 31V30H248ZM248 31H246V29H245V32H248ZM112 32V33H113ZM121 32V31H120ZM149 32V31H148ZM165 32H166V29H165ZM174 32V31H173ZM179 32V31H178ZM194 32V33H195ZM198 32H200V30L198 31ZM216 32V31H215ZM230 32V31H229ZM244 32V31H243ZM6 33V34H7ZM96 33H98V32H96ZM109 33V32H108ZM107 33V34H108ZM118 33V32H117ZM142 33V32H141ZM149 33H151L152 34V36L153 35H155L154 33H152V32H149ZM161 33H162V31H161ZM179 33H181V32H179ZM179 33H177V34H179ZM190 33V32H189ZM189 33H187V34H185V36L187 35H189ZM192 33V32H191ZM200 33H202V32H200ZM209 33V32H208ZM213 33H214V31H213ZM233 33V32H232ZM3 34H4V32H3ZM81 34V33H80ZM90 34V35H91ZM122 34V33H121ZM157 34H158V31H157ZM182 34V33H181ZM183 34H184V31H183ZM182 34V35H183ZM202 34H204V33H202ZM202 34H199V35H202ZM210 34L211 33H209V36H210ZM221 34V33H220ZM219 34V35H220ZM229 34V33H228ZM231 34V33H230ZM246 34H249V33H246ZM89 35V34H88ZM111 35V34H110ZM123 35V34H122ZM138 35V34H137ZM140 35V34H139ZM162 35V34H161ZM169 35V34H168ZM197 33H196V37H197ZM217 35V34H216ZM236 35V34H235ZM243 35H245L244 33H243ZM261 35V34H260ZM6 36V38H7V35H5ZM5 36L3 37V38H5ZM87 36V37H86ZM164 36V35H163ZM172 36V35H171ZM193 36H195V35H193ZM205 36V35H204ZM207 36H208V34H207ZM208 36V37H209ZM212 36V35H211ZM210 36V37H211ZM215 36V34H213V36H212V38ZM222 36V35H221ZM228 37H229V35H227ZM237 36H238V34H237ZM236 36V37H237ZM247 36V35H246ZM91 37H92V35L90 36V39H91ZM102 37V36H101ZM111 37V36H110ZM151 37V36H150ZM206 37V36H205ZM204 37V39H206ZM209 37V38H210ZM220 37V36H219ZM227 37V38H228ZM243 37V36H242ZM93 38V37H92ZM100 38V37H99ZM107 38V37H106ZM106 38H105V40H106ZM154 38V37H153ZM158 38V37H157ZM161 39H162V37H160ZM192 38V37H191ZM200 38V37H199ZM201 38H203V37H201ZM211 38V39H212ZM216 38V37H215ZM238 38V37H237ZM240 38V37H239ZM246 38H248V37H246ZM254 38V37H253ZM258 38H260L259 36H258ZM2 39V38H1ZM0 39V40H1ZM62 39L64 40V39H66L67 41H65V43H63V41H62ZM79 39V40H78ZM84 39V38H83ZM104 39V38H103ZM114 39V38H113ZM151 39V38H150ZM186 39V38H185ZM208 39V38H207ZM221 39V38H220ZM220 39H217V41L219 40V41H221ZM226 39V38H225ZM245 39V38H244ZM257 39V38H256ZM84 40H86V39H84ZM141 40V39H140ZM215 40V39H214ZM229 40V39H228ZM259 40V39H258ZM87 41V40H86ZM85 41V42H86ZM110 41V40H109ZM134 41V40H133ZM153 41H154V39H153ZM173 41V40H172ZM203 42L202 40H197V43L198 42ZM207 41H210V40H207ZM212 41H213V39H212ZM211 41V42H212ZM248 41V40H247ZM264 41V40H263ZM83 42V41H82ZM91 43V45H92V41H90ZM111 42V41H110ZM178 42V41H177ZM183 41H181V43H182ZM195 42H196V40H195ZM200 42H199V45H200ZM210 42V43H211ZM214 42H216V41H214ZM223 42V41H222ZM78 43V42H77ZM100 43V42H99ZM101 43H102V41H101ZM144 43V42H143ZM154 43H156V42H154ZM181 43H179V44H181ZM197 43H196V45L195 46H198L197 45ZM203 43H205V41L203 42ZM217 43V42H216ZM230 43V42H229ZM264 43V42H263ZM2 44V43H1ZM80 44H82V43H80ZM85 44H89V43H85ZM89 44V45H90ZM96 43H94V45H95ZM157 44V43H156ZM155 44V45H156ZM159 44V43H158ZM161 44V43H160ZM169 44H170V42H169ZM195 44V43H194ZM202 44V43H201ZM222 44V43H221ZM233 44V43H232ZM239 44V43H238ZM78 44H76V46H77ZM106 45H107V42H106ZM115 45V44H114ZM171 45V44H170ZM174 45H176V44H174ZM174 45H173V47H174ZM203 45L204 44H202V47H203ZM110 46V45H109ZM180 46V45H179ZM218 46V45H217ZM240 46H241V44H240ZM244 46H246V45H244ZM258 46V45H257ZM82 47L84 48V46L82 45ZM81 47V48H82ZM113 47V46H112ZM159 47V46H158ZM157 47V48H158ZM172 47V48H173ZM190 47L191 48H193L192 46H191V44H190ZM200 47H201V45H200ZM201 47V48H202ZM228 47V46H227ZM77 48H79L80 49V47H78L77 46ZM146 48V47H145ZM186 48V47H185ZM195 48V47H194ZM198 48H199V46L196 48L197 49V51H199L200 52V50H201V52H203V49H201L200 48V50H198ZM206 48V47H205ZM215 48V47H214ZM233 48V47H232ZM255 48V47H254ZM87 49H89V47L87 48ZM91 50H92V47L90 48ZM95 49H96V47H95ZM111 49H113V48H111ZM117 49V48H116ZM162 49V48H161ZM180 49V48H179ZM213 49V48H212ZM222 49V48H221ZM221 49H219V50H221ZM90 50V51H91ZM100 50V49H99ZM115 50V49H114ZM164 50V49H163ZM175 50V49H174ZM185 50V49H184ZM204 50H206V49H204ZM218 50V51H219ZM246 50V49H245ZM78 51V50H77ZM89 51V52H90ZM111 51V50H110ZM183 51V50H182ZM188 51V50H187ZM187 51H186V53H187ZM229 51V50H228ZM240 51V50H239ZM103 52H105V51H103ZM114 52V51H113ZM119 52V51H118ZM143 52V51H142ZM175 52V51H174ZM192 52V51H191ZM205 52V51H204ZM230 52V51H229ZM244 52V51H243ZM79 53V52H78ZM108 53V52H107ZM111 53V52H110ZM166 53V52H165ZM180 53V52H179ZM216 53V52H215ZM219 53H220V51H219ZM218 53V54H219ZM250 53H251V51H250ZM116 54V53H115ZM160 54V53H159ZM193 54V53H192ZM225 54V53H224ZM76 55V54H75ZM74 55V56H75ZM111 55V54H110ZM113 55V54H112ZM119 55V54H118ZM142 55V54H141ZM184 55V54H183ZM196 55V54H195ZM213 55V54H212ZM211 55V56H212ZM216 55V54H215ZM214 55V56H215ZM258 55V54H257ZM86 56V55H85ZM107 56V55H106ZM105 56V57H106ZM162 56V55H161ZM197 56H198V54H197ZM208 56V55H207ZM70 57V58H69ZM81 57V56H80ZM82 57H83V55H82ZM89 57V56H88ZM87 57V59H89ZM108 57H109V55H108ZM194 57V56H193ZM215 57H217V56H215ZM214 57V58H215ZM219 57V56H218ZM258 57V56H257ZM0 58V59H1ZM65 58H69V59H66V60H69V64H68V62H66V64L65 65H62L61 64V62L63 61L64 63H65V61H64V59ZM75 58V57H74ZM78 58V57H77ZM84 58V57H83ZM86 58V57H85ZM115 58V57H114ZM125 59H126V61H128L127 60V58L126 57H124ZM130 58V57H129ZM128 58V59H129ZM180 58V57H179ZM182 58V57H181ZM201 58V57H200ZM211 58V57H210ZM221 58V57H220ZM219 58V59H220ZM230 58V57H229ZM234 58V57H233ZM246 58V57H245ZM252 58V57H251ZM253 58H254V56H253ZM123 59V58H122ZM125 59H123V60H125ZM202 59V58H201ZM235 59V58H234ZM250 59V58H249ZM255 59H257V60H259L258 58H255ZM262 59V58H261ZM114 60H116V59H114ZM120 60H121V58H120ZM130 60H131V58H130ZM133 60H135V59H133ZM205 60H207V59H205ZM204 60V61H205ZM216 60V59H215ZM243 60V59H242ZM256 60V63L254 64V65H256V64H258L257 61ZM110 61V60H109ZM159 61V60H158ZM157 61V62H158ZM211 61V60H210ZM246 62H248L249 60H245ZM100 62H101V60H100ZM104 62V61H103ZM251 62H252V60H251ZM261 62V61H260ZM259 62V66H258V68L260 67L261 68V70L263 69L261 66H260V63ZM107 63V62H106ZM113 63H115V61H113ZM199 63V62H198ZM202 63V62H201ZM218 63V62H217ZM224 63V62H223ZM234 63V62H233ZM241 63H242V61L241 62H239V64L241 65ZM249 63V62H248ZM127 64V63H126ZM197 64V63H196ZM205 64V63H204ZM209 64V63H208ZM215 64V63H214ZM222 64V63H221ZM227 65H228V69H229V63H226ZM243 64L246 66L247 64L246 63H242V65L241 66H243ZM252 63L251 64H249L250 66L251 65H253ZM99 65V64H98ZM102 65V64H101ZM112 66H113V64H111ZM142 65V64H141ZM206 65V64H205ZM210 65H212V63L210 64ZM209 65V66H210ZM220 65V64H219ZM218 65V66H219ZM223 65H225V64H223ZM227 65H226V67H227ZM234 66L236 65V69L238 68L239 69V67H237V64H233ZM85 66V65H84ZM116 66V65H115ZM121 66V65H120ZM119 66V67H120ZM241 66H240V68H241ZM75 67V66H74ZM88 67V66H87ZM178 67V66H177ZM204 67V66H203ZM213 67V66H212ZM220 67H222L221 65H220ZM224 67V66H223ZM225 67V68H226ZM246 67H249V66H246ZM256 67V66H255ZM72 68V69H71ZM175 69H177L176 67H174ZM192 68V67H191ZM216 68H217V66H216ZM216 68L214 67V72H217L216 71ZM250 68V67H249ZM253 68V67H252ZM257 68V67H256ZM89 69V68H88ZM123 69V68H122ZM196 69V68H195ZM207 69V68H206ZM224 69V68H223ZM222 68H221V70H223ZM232 69V68H231ZM234 69V68H233ZM244 69H245V67H244ZM254 69V68H253ZM63 70V71H64ZM163 70V69H162ZM180 70V69H179ZM190 70V69H189ZM211 70V69H210ZM220 70V69H219ZM226 71H227V69H225ZM225 70H223V71H225ZM252 70V69H251ZM255 70V69H254ZM253 70V71H254ZM1 71H3V72H1ZM69 71H67V72H63V73H67V75H69L70 76V74L68 73ZM137 71H139V70H137ZM186 71V70H185ZM212 71V70H211ZM210 71V72H211ZM256 71L258 72V71H260V69H256ZM263 71V70H262ZM89 72V71H88ZM125 72V71H124ZM130 72H132V71H130ZM143 72V71H142ZM171 72H173V71H171ZM182 72H184V71H182ZM187 73H188V71H186ZM192 72V71H191ZM228 72V71H227ZM250 72V71H249ZM257 72H255L254 74H256ZM79 73V72H78ZM82 73V72H81ZM90 73V72H89ZM96 73V72H95ZM99 73V72H98ZM202 73V72H201ZM234 73V72H233ZM262 73V72H261ZM264 73V72H263ZM84 74V73H83ZM87 74V73H86ZM82 75V77H80L81 78V80H80V78H79V80H80V82H82L83 84L81 85V84H79L80 82H76V84H78L77 86H79V85H81L82 86V89H81V92H83L82 90H84V88H83V86L85 85V84H87V82L89 81L88 79H89V76H91L90 74H89V76H87V75ZM97 74V73H96ZM113 74H115V73H113ZM183 74V73H182ZM182 74H180V75H182ZM186 74V73H185ZM194 74V73H193ZM207 74H209V73H207ZM236 74V73H235ZM258 74H260V73H258ZM75 75V74H74ZM79 75V74H78ZM93 75V74H92ZM109 75V74H108ZM125 75V74H124ZM149 75V74H148ZM188 75V74H187ZM211 75V74H210ZM217 75V74H216ZM81 76V75H80ZM96 76V75H95ZM102 76V75H101ZM110 76V75H109ZM144 76V75H143ZM172 76V75H171ZM170 76V77H171ZM185 76V75H184ZM183 76V77H184ZM192 76V75H191ZM202 76V75H201ZM240 76V75H239ZM252 76V75H251ZM255 76V75H254ZM259 76V75H258ZM63 77V76H62ZM72 76H70V78H71ZM113 77V76H112ZM148 77V76H147ZM168 77H169V75H168ZM189 77V76H188ZM196 77V76H195ZM225 77V76H224ZM262 77V76H261ZM94 78V77H93ZM97 78V77H96ZM143 78V77H142ZM161 78V77H160ZM187 78V77H186ZM235 78V77H234ZM249 78H250V76H249ZM256 78V77H255ZM73 79V80H72ZM74 79L75 78H71V81H73V82H75L74 81ZM91 79V78H90ZM112 79V78H111ZM114 79V78H113ZM113 79H112V81H113ZM150 79V78H149ZM167 79V78H166ZM176 79V78H175ZM175 79H173L174 81H175ZM180 79V78H179ZM185 79V78H184ZM207 79V78H206ZM216 79H218V78H216ZM229 79H231V78H229ZM237 79V78H236ZM241 79V78H240ZM244 79V78H243ZM248 79V78H247ZM253 79V78H252ZM251 79V80H252ZM258 79V78H257ZM260 79V78H259ZM68 80H70V79H68ZM67 80V81H68ZM96 79H94V81H95ZM116 80H117V77H116ZM115 80V81H116ZM119 80V79H118ZM164 80V79H163ZM168 80H169V78H168ZM172 80V81H173ZM189 80V79H188ZM187 80V81H188ZM101 81V80H100ZM123 81H124V79H123ZM161 81V80H160ZM186 81V82H187ZM254 81H256V80H254ZM258 81V80H257ZM262 81V80H261ZM69 82V84H70V81H68ZM92 82V81H91ZM98 82V81H97ZM104 82V81H103ZM107 82H108V80H107ZM148 82V81H147ZM176 82V81H175ZM178 82V81H177ZM176 82V83H177ZM182 82H184V80L182 81ZM226 82V81H225ZM235 82V81H234ZM90 83V82H89ZM113 83V82H112ZM117 83V82H116ZM151 83V82H150ZM156 83V82H155ZM162 83V82H161ZM169 83H171V82H169ZM203 83V82H202ZM205 83V82H204ZM211 83V82H210ZM219 83V82H218ZM246 83V82H245ZM250 83L251 82H249V85H250ZM252 83H254V82H252ZM65 84V83H64ZM67 84V83H66ZM67 84L66 85V87H69L70 85H72L70 88L72 89V88H74V86L76 85V84H74L73 85V83L72 84ZM122 84H124V83H122ZM143 84H144V82H143ZM179 84V83H178ZM177 84V85H178ZM188 84V83H187ZM186 84V88H187V86H189V85H187ZM191 84V83H190ZM224 84V83H223ZM222 84V85H223ZM236 84V83H235ZM119 85V84H118ZM179 85H181V84H179ZM183 85H184V83H183ZM227 85V84H226ZM234 85V84H233ZM261 85V84H260ZM259 85V86H260ZM65 86V85H64ZM77 86H75V88L77 87ZM112 86V85H111ZM145 86V85H144ZM185 86V85H184ZM214 86V85H213ZM212 86V87H213ZM218 86V85H217ZM224 86H225V84H224ZM239 86V85H238ZM248 86V85H247ZM87 87V86H86ZM85 87V89L87 90L88 89V87H89V85H88V87L86 88ZM117 87V86H116ZM120 87H121V85H120ZM151 87V86H150ZM154 87V86H153ZM172 87V86H171ZM173 87H174V85H173ZM178 87V86H177ZM228 87V86H227ZM237 87V86H236ZM61 88L63 89V90H61ZM74 88V89H75ZM110 88V87H109ZM121 88H123V86L121 87ZM170 88V87H169ZM186 88L184 87L183 89H184V91L183 92H181L180 93V95L183 93V94H187L186 92H185V90H186ZM193 88V87H192ZM191 88V89H192ZM211 88V87H210ZM229 88V87H228ZM240 88V87H239ZM67 89H69V88H67ZM77 90H79L78 89V87L76 88ZM75 89V90H76ZM93 89V88H92ZM112 89V88H111ZM115 89V88H114ZM118 89V88H117ZM176 89V88H175ZM175 89H173V90H175ZM218 89H220V88H218ZM226 89V88H225ZM256 89V88H255ZM70 90V89H69ZM85 90V91H86ZM89 90H91V88L89 89ZM95 90H97V88H95ZM188 90H190L189 88H188ZM214 90V89H213ZM245 90V89H244ZM73 91V90H72ZM80 91V90H79ZM88 91V90H87ZM86 91V92H87ZM92 91V90H91ZM91 91H89V92H87L86 94H84V100L85 101H92V104L94 105V104H96V103H103V100L102 99H104V98H102V97H99V98H96V96L99 94L97 91H94V92H97V93H95V95L94 94H92V92ZM98 91H99V89H98ZM152 91V90H151ZM163 91V90H162ZM165 91H166V89H165ZM181 91V88H179V90L178 91H176L175 90V92H178V94L177 93H172L171 95H170V97H169V101H175V99H176V101H177V99H178V97L179 98H181V96H183V94L181 95V96H179V92ZM210 91H211V89H210ZM218 91V90H217ZM222 92H223V90H221ZM65 92H67V91H64V93ZM71 93V91H68V95ZM75 92V94H76V92H78V91H74ZM101 92L103 93V89L101 88ZM100 92V93H101ZM126 92V91H125ZM144 92V91H143ZM150 92V91H149ZM161 92V91H160ZM185 92V93H184ZM189 92V91H188ZM212 92V91H211ZM211 92H210V94H211ZM237 92H239V91H237ZM257 92V91H256ZM217 93V92H216ZM215 93V94H216ZM220 93V92H219ZM218 93V94H219ZM226 93H227V91H226ZM226 93L225 94H223V95H226ZM233 94H234V92H232ZM244 93V92H243ZM71 95V97H73L74 98V101H76L75 100V97H76V95ZM78 94H79V92H78ZM109 94H110V92H109ZM189 95H187V96H190V93H188ZM215 94H214V97H215ZM237 94H239V93H237ZM61 95V96H60ZM65 95L66 96H63V98L64 99H68L69 97H70V95L67 97V93H65ZM82 93H81V97H82ZM113 95V94H112ZM126 95V94H125ZM129 95V94H128ZM184 95V96H185ZM191 95H193L192 94V92H191ZM212 95H213V92H212ZM98 96H100V94L98 95ZM102 96V95H101ZM104 96V95H103ZM109 96V95H108ZM183 96V97H184ZM197 96V95H196ZM195 95H194V97H196ZM236 96H238V95H236ZM239 96H241V95H239ZM67 97V98H66ZM79 97V96H78ZM126 97V96H125ZM129 97V96H128ZM144 97V96H143ZM186 97V96H185ZM191 97V96H190ZM194 97H192V100H193V98ZM217 97V96H216ZM222 97V96H221ZM62 98V97H61ZM73 98H71L70 100H72ZM80 98V97H79ZM108 98V97H107ZM131 98V97H130ZM129 98V99H130ZM140 98H142L141 96H140ZM188 98V97H187ZM219 98V97H218ZM230 98V97H229ZM238 98V97H237ZM241 98V97H240ZM124 99H126V98H124ZM123 99V100H124ZM128 99V98H127ZM186 99V98H185ZM209 99V98H208ZM220 99V98H219ZM244 99V98H243ZM246 99V98H245ZM70 100H68L67 102H71ZM79 101H80V99H78ZM83 100V101H84ZM180 99H178V101H179ZM181 100H182V98H181ZM205 100V99H204ZM210 100V99H209ZM73 101V100H72ZM82 101V102H83ZM84 101V102H85ZM89 101V102H90ZM104 101H105V99H104ZM122 101V100H121ZM128 101V100H127ZM176 101H175V103H176ZM177 101V103H179ZM189 101H191V100H189ZM197 101V100H196ZM222 101V100H221ZM228 101V100H227ZM240 101V100H239ZM66 102V103H67ZM82 102H77L76 101V103H81L82 104ZM172 102V104H173V106L172 107H170L169 106V141H167L166 140V142L168 143L169 142V186L170 185H172L171 184V181H173V180H177L178 179V181H180L183 177H181L182 176V174H183V172H185V174L187 175V174H191V177H189V178H191V179H193L194 180V178L192 177V175L194 176H196V178L198 177H200V179L201 178H204L203 176H206V175H211L212 174V172H217V171H212L213 170V168L214 167H216L217 169H218V164L219 163H221V165L222 166H220V164H219V168H221L222 170L220 171V172H218V174L222 177L223 175L222 174H224V172H223V170H225V169H227L226 167H224L225 165L229 168V166H231V168H233L234 169V167H238L239 168V170L240 169H242V173H243V177L245 176H247V175H249L250 177H254L255 179H256V181H255V184H256V186H258L259 184H264V165L263 164H261V162H259V161H257L256 159H254V156H253V153H252V151L251 150H249L248 148H246L244 145H242L243 144V142H241V141H239V139H240V137L239 136H242V135H240L239 134V131L240 130H238V132H237V134H236V131L237 130H235L234 129V127L233 128H231V130L232 129H234L235 130V133H234V131L233 132H230L227 136V138L229 139V140H231V142L233 141V138H234V142H236L237 143V147H240V146H242L241 147V150H239V149H234V148H232V147H230L228 144H224V143H222L223 141H220L221 142V144H217V141L218 140H220L219 138H218V140L216 141V143H209V142H207V141H209V139H207L208 138V136H210V134H209V132H208V128L207 127H204L203 126V124H201L200 125V123L201 122H198L199 120H196L195 122L194 121H192L191 120V118H190V115L188 116V111H190V110H187V108L190 106H188V103H185V104H187V106L185 105V104H183V105H185V107L184 106H181L180 108H176L175 106H176V104L175 103H173ZM183 102H184V98H183ZM186 102V101H185ZM198 102V101H197ZM65 103V102H64ZM63 102H62V104H64ZM74 102H72V109H74L75 107H74V105H76V104H73ZM98 103V104H99ZM101 103V104H102ZM116 103V102H115ZM207 103V102H206ZM213 103V102H212ZM70 104V103H69ZM88 105L90 104V103H87ZM103 104H105V103H103ZM170 104V103H169ZM182 104V103H181ZM199 105H200V103H198ZM209 104V103H208ZM217 104V103H216ZM223 104V103H222ZM230 104V103H229ZM68 105V104H67ZM71 105L69 106V107H71ZM85 105V104H84ZM144 105V104H143ZM196 105V103H194V105L193 106H195ZM207 105V104H206ZM210 105V104H209ZM208 105V106H209ZM224 106V108L226 107L225 105H227V104H223ZM66 106V105H65ZM95 106V105H94ZM113 106V105H112ZM135 106V105H134ZM192 106V105H191ZM207 106V107H208ZM219 106H220V104H219ZM77 107V106H76ZM79 105H78V108L77 109H75V110H78L79 109ZM82 107H83V105H82ZM82 107H80V109L82 108ZM89 107H91V105L89 106ZM89 107H88V109H89ZM93 107V106H92ZM92 107H91V109H92ZM101 107V106H100ZM99 107V108H100ZM141 107V106H140ZM177 107H178V104H177ZM197 107V106H196ZM222 107V108H223ZM240 107V106H239ZM5 108V107H4ZM63 108H65L64 107V105H63ZM85 108H87V107H85ZM104 108V107H103ZM163 108H165V107H163ZM176 108V109H175ZM190 109H191V107H189ZM210 108V107H209ZM223 108V109H224ZM69 109V108H68ZM68 109H66L65 108V111L64 112H66L67 114H66V116H65V119H66V117H67V115H68V113H69V111L67 112L66 110H68ZM83 109V108H82ZM115 109V108H114ZM166 109H168V108H166ZM199 108H197V112L199 111L198 110ZM226 109V108H225ZM70 110V109H69ZM93 110V109H92ZM92 110H90V112L92 111ZM97 110H99L98 108H97ZM107 110V109H106ZM129 110H130V108H129ZM164 110V109H163ZM195 110V109H194ZM194 110H193V113H194ZM233 110V109H232ZM95 111V110H94ZM161 111V110H160ZM166 111V110H165ZM192 111V110H191ZM201 111V110H200ZM207 111V113H209L208 112V109L206 110ZM211 111V110H210ZM222 111V110H221ZM220 111V112H221ZM239 111V110H238ZM63 112V113H64ZM76 112V111H75ZM83 112H86V110L85 111H83ZM96 112V111H95ZM108 112V111H107ZM112 112V111H111ZM129 112V111H128ZM135 112V111H134ZM167 113H168V111H166ZM214 112V111H213ZM62 113V112H61ZM77 113V112H76ZM87 113H88V111H87ZM92 113H93V111H92ZM100 113H102L101 112V110H100ZM191 113V112H190ZM200 113V112H199ZM199 113H197V114H199ZM211 114H212V112H210ZM209 113V114H210ZM225 113V112H224ZM230 113H232L233 114V112H230ZM238 113V112H237ZM90 114V113H89ZM95 114H97V112L95 113ZM107 114V113H106ZM112 114V113H111ZM166 114V113H165ZM203 114H204V116H205V112H203ZM210 114V115H211ZM69 115H71L70 116V118L71 117H73L74 116V113H73V111H70V114ZM73 115V116H72ZM81 115V114H80ZM84 115V114H83ZM99 115H101V114H99ZM114 115V114H113ZM125 115V114H124ZM130 115V114H129ZM213 116H214V114H212ZM211 115V116H212ZM216 115V114H215ZM219 115V114H218ZM221 115V114H220ZM61 116H64L63 114L61 115ZM78 116H79V114H78ZM88 116V115H87ZM96 116V115H95ZM105 116V115H104ZM111 116V115H110ZM146 116V115H145ZM198 116H200L201 117V113H200V115H198ZM209 117V119H211L212 117ZM233 116H234V114H233ZM233 116H231V117H233ZM255 116L256 115H254V119L252 118V120L254 121L255 120ZM84 117V116H83ZM157 117V116H156ZM218 117V116H217ZM243 117V116H242ZM248 117V116H247ZM257 117V116H256ZM260 117V116H259ZM70 118H68L67 117V119L69 120ZM91 117H89V119H88V117H87V119H88V122H89V120H91L90 119ZM127 118V117H126ZM195 118V117H194ZM208 118V116L205 118V119H207ZM214 118H216V117H214ZM223 118V117H222ZM261 118V117H260ZM71 119H73L74 120V117L73 118H71ZM71 119H70V121H68V120H66V121H68L67 123H69V122H72L71 121ZM96 119V118H95ZM99 119V118H98ZM97 119V120H98ZM105 119V118H104ZM144 119V118H143ZM193 119V118H192ZM213 119V118H212ZM211 119V120H212ZM220 119V118H219ZM247 119V118H246ZM258 119V118H257ZM256 119V120H257ZM100 120V119H99ZM103 120V119H102ZM128 120H130V119H128ZM138 120V119H137ZM142 120V119H141ZM236 120V119H235ZM254 121V122H257V121ZM261 120H262V118H261ZM3 121V120H2ZM85 121H87V120H85ZM93 121V120H92ZM127 121V120H126ZM209 121V120H208ZM216 121V120H215ZM263 121V120H262ZM80 122H81V120H80ZM83 122V121H82ZM132 122V121H131ZM143 122V121H142ZM156 122V121H155ZM223 122V121H222ZM233 122V121H232ZM242 122H243V120H242ZM250 122V121H249ZM64 123V122H63ZM66 122L64 123L65 125L67 124ZM100 123V122H99ZM162 123V122H161ZM177 123H179V124H183L182 125V127H181V125L178 127V125H177ZM202 123H203V121H202ZM205 123V122H204ZM230 123H231V121H230ZM229 122H228V124H230ZM247 123V122H246ZM258 125H257V123H255L256 124V126L255 127H260V122L258 121ZM63 124V125H64ZM71 124V123H70ZM79 124V123H78ZM83 124V123H82ZM85 124V123H84ZM132 124V123H131ZM150 124V123H149ZM152 124H154L153 122H152ZM216 124V123H215ZM221 124V123H220ZM224 124V123H223ZM243 124V123H242ZM252 124H254L253 122H252ZM73 125V124H72ZM96 125V124H95ZM101 125V124H100ZM211 125V124H210ZM233 125V124H232ZM250 125V124H249ZM248 125V126H249ZM263 125V124H262ZM262 125H261V128H262ZM0 126H3V124L2 125H0ZM93 126H94V124H93ZM111 126V125H110ZM137 126V125H136ZM154 126V125H153ZM156 126V125H155ZM231 126V125H230ZM130 127V126H129ZM132 127H133V125H132ZM145 127V126H144ZM197 128V129H195V128ZM211 127V126H210ZM224 127V126H223ZM227 127H228V125H227ZM258 127V128H259ZM74 128V127H73ZM87 128V127H86ZM100 128V127H99ZM139 128V127H138ZM147 128H148V126H147ZM239 128V127H238ZM252 128H254V126L252 127ZM72 129V128H71ZM129 129V128H128ZM140 129V128H139ZM151 129V128H150ZM162 129V128H161ZM167 129V128H166ZM208 129V130H207ZM214 129V128H213ZM217 129V128H216ZM223 129H225V128H223ZM256 129V128H255ZM260 129V128H259ZM64 130V129H63ZM77 130V129H76ZM90 130V129H89ZM134 130V129H133ZM149 130V129H148ZM221 130V129H220ZM219 130V131H220ZM230 130V131H231ZM246 130V129H245ZM247 130H248V127H247ZM253 130V129H252ZM258 130V129H257ZM263 129H261V130H259V131H262ZM60 131H61V129H60ZM65 131V130H64ZM73 131H75V128H74V130ZM80 131V130H79ZM78 131V132H79ZM92 131V130H91ZM95 131V130H94ZM124 131V130H123ZM126 131V130H125ZM145 131H146V129H145ZM164 131V130H163ZM197 131V132H196ZM80 132H82V131H80ZM86 132H88V131H86ZM176 132H179L178 134H180V133H183L184 134V136H185V138L186 137H188V138H186L187 139V141L185 142V140H184V136L182 135V134H180V135H182L183 137H180V138H183V140L182 141H180V140H178L179 138H176L177 136H175L177 133ZM240 132H242V131H240ZM250 132V131H249ZM253 132V131H252ZM254 132H256V131H254ZM258 132V131H257ZM256 132V133H257ZM75 133V132H74ZM127 133V132H126ZM141 133V132H140ZM155 133V132H154ZM223 133V132H222ZM221 133V134H222ZM246 132H244V134H245ZM255 133V134H256ZM261 133V132H260ZM91 134V133H90ZM98 134V133H97ZM100 134V133H99ZM107 134V133H106ZM163 134V133H162ZM221 134H219V136L221 135ZM61 135H62V133H61ZM66 135V134H65ZM75 135V134H74ZM85 135H87V134H85ZM85 135H82V136H84L85 137ZM94 135V134H93ZM123 135V134H122ZM179 135V136H180ZM187 135V136H186ZM192 135H195V136H192ZM212 135H213V132H212ZM211 135V136H212ZM251 135V134H250ZM253 135V134H252ZM6 136V135H5ZM71 136V135H70ZM73 136V135H72ZM76 136V135H75ZM178 136V137H179ZM190 136V137H189ZM224 135H222V137H221V139L223 138H225V136L223 137ZM130 137V136H129ZM167 137V136H166ZM191 137H192V139L193 140H190L191 139ZM250 137V136H249ZM264 137V136H263ZM9 138V137H8ZM69 138H71V137H68V139ZM81 138V137H80ZM96 138V137H95ZM195 138V139H194ZM215 138V137H214ZM258 138V137H257ZM61 139V138H60ZM77 139V138H76ZM83 139V138H82ZM119 139V138H118ZM131 139V138H130ZM212 139V138H211ZM242 139V138H241ZM71 140H73V139H70V140H68L69 141V144L71 145L72 143V141ZM109 140V139H108ZM107 140V141H108ZM225 140V139H224ZM228 140V141H229ZM9 141V140H8ZM11 141V140H10ZM67 141V138H66V142H68ZM73 141H75V138H74V140ZM77 141V140H76ZM89 141V140H88ZM226 141V140H225ZM242 141H244V140H242ZM12 142V141H11ZM14 142H12V143H14ZM66 142H65V144H66ZM76 143V142H75ZM74 143V145L76 146V144ZM78 143V142H77ZM129 143V142H128ZM138 143V142H137ZM136 143V144H137ZM226 143V142H225ZM62 144V143H61ZM68 144V143H67ZM68 144V145H69ZM89 144V143H88ZM95 144V143H94ZM98 144H99V142H98ZM109 144V143H108ZM14 145V147H15V144H13ZM79 145V144H78ZM67 146V145H66ZM73 146V145H72ZM72 146H70V148H68V149H70L71 151H72V149H73V147ZM74 146V149L76 148V147H78V146H76L75 147ZM102 146H104V145H102ZM102 146H101V148H102ZM120 146V145H119ZM236 146V145H235ZM14 147H13V149H14ZM68 147V146H67ZM83 147H85V146H83ZM108 147V146H107ZM250 147V146H249ZM95 148V147H94ZM93 148V149H94ZM67 149V150H68ZM73 149V150H74ZM78 149V148H77ZM77 149H75V151H72V152H76L77 151ZM80 149H81V147H80ZM88 149V148H87ZM100 149V148H99ZM115 149V148H114ZM185 149H187V151H185ZM251 149V148H250ZM260 149V148H259ZM84 150V149H83ZM95 150V149H94ZM117 150V149H116ZM119 150V149H118ZM239 150V151H238ZM256 150V149H255ZM85 151V150H84ZM106 151V150H105ZM259 151V150H258ZM65 152V151H64ZM72 152H70V155L72 154ZM86 152V151H85ZM101 152V151H100ZM104 151L102 150V153H103ZM185 154H184V153ZM257 152V151H256ZM255 152V153H256ZM16 153V152H15ZM74 153H73V155H74ZM90 153V152H89ZM97 153V152H96ZM105 153V152H104ZM117 153V152H116ZM123 153V152H122ZM77 154V153H76ZM83 154V153H82ZM94 154V153H93ZM114 154V153H113ZM118 154V153H117ZM132 154V153H131ZM154 154V153H153ZM13 155V154H12ZM60 155V156H59ZM73 155H71L72 157H73ZM86 155V154H85ZM103 155V154H102ZM109 154H107V156H108ZM120 155V154H119ZM124 155V154H123ZM149 155V154H148ZM76 158L77 157H79V156H76V155H74ZM88 156V155H87ZM100 156V155H99ZM104 156H105V154H104ZM45 158H46V155L44 156ZM43 157V158H44ZM60 157V158H59ZM90 157V156H89ZM137 157V156H136ZM140 157V156H139ZM145 157V156H144ZM259 157V156H258ZM88 158V157H87ZM98 158V157H97ZM123 158V157H122ZM156 158V157H155ZM158 158V157H157ZM247 158H249V160L247 161ZM19 159V158H18ZM84 159V158H83ZM93 159V158H92ZM105 159V158H104ZM138 159V158H137ZM143 159V158H142ZM151 159V158H150ZM154 159V158H153ZM162 159V158H161ZM261 159V158H260ZM259 159V160H260ZM69 160H72V159H70V156H69ZM77 160V162H78V158L76 159ZM76 160H75V162H76ZM84 160H86V159H84ZM88 160V159H87ZM133 160V159H132ZM149 160V159H148ZM251 160V161H250ZM45 161V160H44ZM47 161V160H46ZM73 161H74V159H73ZM90 161V160H89ZM94 161V160H93ZM98 161H100V160H98ZM104 161V160H103ZM124 161V160H123ZM146 161V160H145ZM19 162V161H18ZM48 162V163H49ZM66 162V161H65ZM67 162H68V159H67ZM66 162V163H67ZM76 162V163H77ZM91 162H92V160H91ZM44 163V162H43ZM90 163V162H89ZM102 163V162H101ZM115 163V162H114ZM124 163V162H123ZM141 163V162H140ZM264 163V162H263ZM50 164V163H49ZM62 164H64L63 162H62ZM125 164H126V162H125ZM135 165H136V162L134 163ZM153 164V163H152ZM155 165H156V162L154 163ZM177 164H179L178 165V167H177ZM61 165V164H60ZM66 165V164H65ZM67 165H68V163H67ZM101 165V164H100ZM103 165V164H102ZM107 165V164H106ZM105 165V166H106ZM134 165V166H135ZM155 165H153V167L155 168L156 166ZM58 166V165H57ZM70 167H71V165H69ZM73 167H74V165H72ZM53 167H55V165H53ZM59 167V166H58ZM61 167H63L62 165H61ZM73 167H72V170H73ZM83 167V166H82ZM81 167V168H82ZM112 167V166H111ZM115 167V166H114ZM114 167H112V168H114ZM121 167V166H120ZM150 167V166H149ZM67 166L65 167V171H67ZM74 168H78V166H76V167H74ZM90 168V167H89ZM88 168V169H89ZM95 168H97V167H95ZM94 168V169H95ZM142 168V167H141ZM147 168V167H146ZM153 168V169H154ZM157 168H158V166H157ZM157 168H155V169H157ZM160 168V167H159ZM62 169V168H61ZM69 169H71V168H69ZM93 169V168H92ZM123 169V168H122ZM163 169V168H162ZM161 169V170H162ZM175 169L176 170H178V171H176V172H174L175 171ZM183 169V170H182ZM49 170H50V168H49ZM141 170V169H140ZM146 170V169H145ZM152 170V169H151ZM159 170V169H158ZM219 170V169H218ZM228 170V169H227ZM53 171H54V169H53ZM75 171V170H74ZM73 171V172H74ZM80 171V170H79ZM88 171V170H87ZM101 171H103V170H101ZM123 172H124V170H122ZM182 172V174L179 176V174H178V172ZM50 172V171H49ZM59 172H61V171H59ZM70 172H72L71 170H69L68 171V173H69V175L70 174H72V173H70ZM119 172H120V170H119ZM140 172V171H139ZM222 172V173H221ZM227 172V171H226ZM51 173H52V171H51ZM50 173V174H51ZM67 173V174H68ZM112 173V172H111ZM147 173H148V170H147ZM49 174V175H50ZM74 174V173H73ZM97 174V173H96ZM95 174V175H96ZM105 174V173H104ZM117 174V173H116ZM134 175H136L135 173H133ZM155 174V173H154ZM164 174V173H163ZM45 175H43V176H45ZM51 175H53V173L51 174ZM50 175V176H51ZM90 175V174H89ZM108 175V174H107ZM122 175V174H121ZM153 175V174H152ZM165 175V174H164ZM163 175V176H164ZM213 175V174H212ZM211 175V176H212ZM219 175H214V176H219ZM224 175H227L226 173L224 174ZM230 175H233V174H230ZM88 176V175H87ZM91 176V175H90ZM141 176V175H140ZM145 176V175H144ZM154 176V175H153ZM189 176V175H188ZM188 176H186V177H188ZM210 176V177H211ZM213 176V177H214ZM219 176V177H220ZM227 176H229V173H228V175ZM45 177H48V176H45ZM58 176H56V178H57ZM165 177V176H164ZM181 177V178H180ZM212 177V178H213ZM220 177V178H221ZM239 177V176H238ZM237 176H232V177H230V182H232V184L235 182V184L237 185V184H239V183H241V184H243L242 183V180L243 179H241V178H238ZM244 177V178H245ZM135 177H133V179H134ZM153 178H155V177H153ZM159 178H161V177H159ZM180 178V179H179ZM196 178H195V180L193 181V183L196 181ZM228 178V177H227ZM52 179V178H51ZM112 179V178H111ZM122 179V178H121ZM125 179V178H124ZM137 179V178H136ZM149 180L151 179L150 177L148 178ZM200 179H197L198 180V182H199V180ZM207 179V178H206ZM205 179V180H206ZM209 179V178H208ZM217 179V181H214V182H218V177H216L215 178V180ZM162 180H163V178H162ZM211 180H213V179H211ZM240 180V181H239ZM252 180V179H251ZM128 181V180H127ZM147 182H148V180H146ZM177 181V182H178ZM182 181V180H181ZM180 181V182H181ZM183 181H185V180H183ZM191 180H187L186 179V181L185 182H189V184L190 185H193V184H191L192 182H190ZM202 181H204V180H202ZM229 181V180H228ZM247 181V180H246ZM119 182H120V180H119ZM151 182V181H150ZM168 182V181H167ZM176 182V181H175ZM175 182H173V183H175ZM197 182V181H196ZM206 182H207V180H206ZM209 182H210V180H209ZM212 182V181H211ZM226 182V181H225ZM238 182V183H237ZM244 182V181H243ZM136 183V182H135ZM142 183V182H141ZM182 183V182H181ZM201 184H202V187H205L206 188V185H207V187H208V182H207V184L205 183V181L204 182H200ZM200 183H198L199 185H201ZM219 183V182H218ZM246 183V182H245ZM46 184V183H45ZM195 184V183H194ZM197 184V183H196ZM204 184H205V186H204ZM211 185H212V183H210ZM228 184H229V182H228ZM253 184V183H252ZM136 185V184H135ZM138 185V184H137ZM146 185V184H145ZM167 185V184H166ZM176 185V184H175ZM211 185H209V186H211ZM216 185H218L217 183L215 184V188L217 187ZM230 185H231V183H230ZM244 185V184H243ZM243 185L241 186L242 188H244L243 187ZM189 186V185H188ZM213 186V185H212ZM212 186H211V188H212ZM228 186V185H227ZM233 186V185H232ZM235 186V185H234ZM262 186V185H261ZM143 187V186H142ZM150 187V186H149ZM153 187V186H152ZM156 187V186H155ZM170 187H172V186H170ZM229 187V186H228ZM151 188V187H150ZM179 189L181 188V190L183 189V187H178ZM178 188L176 187L175 189H177L178 190ZM188 188H190V186L188 187ZM187 187H186V192L188 193V194H186V195H189L190 196V193L188 192L189 191V189H188ZM197 188V189H196ZM196 188H194V193H196V192H198L199 190H198V186L196 187ZM199 188H201V186H199ZM204 188V189H205ZM210 188V187H209ZM208 188V189H209ZM218 188V187H217ZM216 188V191H218L219 189H217ZM255 188V187H254ZM263 188V187H262ZM171 190H172V188H170ZM191 189H193V186L191 187ZM190 189V190H191ZM208 189H205V191L206 190H208ZM259 189H261V188H259ZM136 190V189H135ZM151 190V189H150ZM171 190H169V200L168 199H164L163 197H162V195L164 194V193H162V195L160 194L162 191H160V193H157V195L159 194V196H161L162 198H163V200H165L164 202L167 204V206L169 205V207H167V208H163L165 211H167V210H169L167 213H169V217H174L175 218V220H177L176 222H175V224L177 225V227L178 226H180V229L181 230H183V231H181V234L178 232V231H174L175 230V228L173 229V231H174V233H177L178 235H177V237H179V234H180V236L181 237H179V239H181L182 237H183V239L184 240H182L181 239V244L183 245V246H185L182 242L183 241H186L185 243H191V245H189V244H187V245H189V247H191L192 246V244L195 246V247H199L200 249H201V251H203V249H204V254H207L208 256H210V257H204V258H210V260H211V258L212 259H217V261H218V259H220V258H227V259H229V260H231V262L233 261L234 262V260H236V261H238L237 259L238 258H242V253H244V252H242V253H235V254H229L228 255V249L226 250V247L227 246H229L228 244H225L223 241L222 242H218V241H216L215 240V236L214 237H212V235L210 234V233H213V234H215V230H216V228L218 227V226H216L215 225V223H214V226H213V224H209L210 222L208 221V220H210L212 217H210V219H209V217H208V219H206L207 221H208V223L207 224H209L208 225V227L210 226V225H212L213 226V228H215V226H216V228L215 229H213L212 228V226H210L211 228H208L206 225H203L201 222L203 221V220H205V218H203V220L201 219V221H200V218H202V217H205L206 215H211V213L212 212H214L215 213V208L213 209L212 207L213 206H211L210 204H211V202H212V200L214 199H216V195L213 197V199L211 200V199H208V201L210 202V200H211V202L209 203V205L211 206H207V207H205V205H204V200H202L203 198H199V202L200 203H198V201H195V203L199 206V208H195V207H197V206H195V204H193V202H191L192 201V199L195 197V195H197V194H195V195H192L193 196V198L191 199V200H189V204L188 203H184V201H179L178 199L180 198H178L177 197V195L178 196H180L179 194H177L176 195V191L174 192V194L172 193L173 191H171ZM210 190V189H209ZM213 190V189H212ZM242 190V191H241ZM247 190V191H246ZM254 190V189H253ZM137 191H138V189H137ZM140 191V190H139ZM170 191H171V193H170ZM180 191V190H179ZM184 191V189L182 190V192ZM201 191V190H200ZM215 191V190H214ZM213 191V192H214ZM215 191V192H216ZM220 191V190H219ZM219 191H218V194L217 195H219V196H217V197H220V195H221V199H219L218 201H221L220 202V204H218V205H221V203H222V200L224 199H226L227 197H222L223 196V193L222 194H220L219 193ZM238 191V190H237ZM240 191L241 192H239L241 195H238V196H236L237 197V199L235 198V202L233 201V203L232 204H229V205H226V204H222L221 206H222V208H221V210H220V215H219V212L217 213L218 214V217L220 216V219H219V221H221V218H222V220H223V223H225V220L226 221H230L231 222V219H232V214L234 215V217L236 216V214L237 215H239L240 214V212H242V213H250L251 211H252V209H255V208H252L253 206H252V204H254L253 203V201L254 202H256V200H254V195H255V193L253 194V192L251 191V190H248V188L246 189V187L244 188V190L243 189H240ZM260 191V190H259ZM157 192V191H156ZM158 192H159V190H158ZM185 192V191H184ZM184 192H183V194H184ZM185 192V193H186ZM191 192H192V190H191ZM211 193V194H215V192L214 193ZM255 192V191H254ZM177 193H180V192H177ZM201 193H205V192H202L201 191ZM258 193V192H257ZM256 193V194H257ZM141 194V193H140ZM191 194H193V192L191 193ZM199 194V193H198ZM228 194V193H227ZM156 195V196H157ZM185 195V194H184ZM200 195V194H199ZM208 195V191L206 192V196ZM253 195V196H252ZM141 196V195H140ZM189 196H185V197H187V198H189ZM191 196V197H192ZM204 196V194H202L200 197H203ZM205 196V197H206ZM224 196H226L225 194H224ZM123 197V196H122ZM125 197V196H124ZM158 197V196H157ZM166 197H167V195H166ZM181 197H184L183 195H181ZM184 197V198H185ZM204 197V198H205ZM209 197H211L212 198V196H210L209 195ZM233 197V196H232ZM253 197V198H252ZM261 197H262V195H261ZM186 198V199H187ZM206 198H208V197H206ZM223 198V199H222ZM229 198V199H228ZM228 201H231L230 199H232L231 198V196L229 197V195H228ZM180 199H182V198H180ZM195 199H196V197H195ZM194 199V200H195ZM197 199H198V196H197ZM196 199V200H197ZM226 199V200H227ZM116 200V199H115ZM183 200V199H182ZM193 200V201H194ZM203 202H202V201ZM166 201H168V202H166ZM187 201H188V199H187ZM216 201V203H217V199L215 200ZM228 201H225V202H228ZM150 202H151V200H150ZM182 202V203H181ZM203 204H202V203ZM206 202V201H205ZM213 204L212 205H216V203L213 201L212 202ZM215 203V204H214ZM230 203V202H229ZM119 204V203H118ZM153 204V203H152ZM161 204V203H160ZM206 204V203H205ZM228 204V203H227ZM138 205V204H137ZM137 205H134V207H133V212H134V214L137 216V218L138 217H140L142 214H143V218L145 219V220H147L148 222H152L153 221V219L151 218V215H152V213H148L149 211H147V213H146V211H141L139 208V206H137ZM163 205V204H162ZM200 205H202V207L203 208H201L200 207ZM204 205V206H203ZM153 206H154V204H153ZM161 206V205H160ZM166 206V205H165ZM195 206V207H194ZM258 206V205H257ZM260 206H262V205H260ZM260 206H258V207H260ZM264 206V205H263ZM216 207V206H215ZM218 207V206H217ZM216 207V208H217ZM140 211H139V210ZM147 209V208H146ZM162 209V211H163V213H164V210ZM196 209V210H195ZM199 209V210H198ZM261 209V208H260ZM259 210V209H258ZM131 211V212H132ZM160 212H161V210H159ZM158 211V212H159ZM255 211H257V209L255 210ZM254 211V212H255ZM216 212H217V209H216ZM236 212H239V214L238 213H236ZM157 213V212H156ZM156 213H154V214H156ZM236 213V214H235ZM151 214V215H150ZM158 214V213H157ZM160 214V213H159ZM165 214V213H164ZM216 214V213H215ZM253 214V213H252ZM256 214V213H255ZM162 215V214H161ZM209 215V216H210ZM214 215V214H213ZM250 215V214H249ZM258 215V214H257ZM163 216V215H162ZM215 216V215H214ZM231 216V219L229 220L228 218ZM164 217H165V215H164ZM167 217V216H166ZM165 217V218H166ZM169 217H167L168 218V220H169ZM216 217H217V215H216ZM216 217H214L215 218V220H217L218 219V217L216 218ZM245 217V216H244ZM163 218V217H162ZM164 218V219H165ZM174 218H172V219H174ZM190 218L192 219V221H193V223L191 222V220H190ZM228 220H227V219ZM150 219H152V221H150ZM160 219V218H159ZM171 219V218H170ZM225 219V220H224ZM168 220H166L167 222H168ZM212 221H214L213 219H211ZM260 220V219H259ZM165 221V220H164ZM191 222V224H190V222ZM197 221V222H196ZM206 221V222H207ZM211 221V222H212ZM218 221V222H219ZM240 221V220H239ZM159 222V221H158ZM153 223V222H152ZM171 223V225H172V221H170L169 223H166L165 222V224L164 225H169ZM213 223V222H212ZM220 223V222H219ZM232 223L234 224L235 222H233L232 221ZM231 223V224H232ZM245 223V222H244ZM243 223V224H244ZM263 223V222H262ZM151 224V223H150ZM154 224V223H153ZM152 224V225H153ZM203 226H202V225ZM206 224V223H205ZM226 224V223H225ZM230 224V223H229ZM228 223H227V225H229ZM235 224H237V223H235ZM248 224V223H247ZM174 225V224H173ZM221 225V224H220ZM230 227H231V225H229ZM263 226V225H262ZM165 227V226H164ZM167 227V226H166ZM175 227V226H174ZM176 227V228H177ZM204 227V228H203ZM172 228L173 227H170V229L172 230ZM222 228V227H221ZM158 229V228H157ZM169 229V228H168ZM178 229V228H177ZM220 229V228H219ZM229 229H231V228H229ZM244 229V228H243ZM239 230V229H238ZM257 230V229H256ZM170 231V230H169ZM168 231V232H169ZM243 231V230H242ZM258 231V230H257ZM256 231V232H257ZM210 232V233H209ZM173 233V234H174ZM165 234V233H164ZM168 235L170 234V232L169 233H167ZM166 234V235H167ZM261 234V233H260ZM226 235V234H225ZM230 235V234H229ZM149 237H151V235H148ZM165 236V235H164ZM173 236H175V234L173 235ZM186 236V237H185ZM217 237V236H216ZM220 236H218V238H219ZM235 237V236H234ZM253 237V236H252ZM250 238V237H249ZM41 239V238H40ZM150 239V238H149ZM43 240V241H44ZM48 240V239H47ZM249 240V239H248ZM220 241H221V238H220ZM168 242H169V244H168ZM167 242V246L166 245H164L165 247L163 248V246H162V248L163 249H161V251H159L164 257H169L171 260H174L175 262H177V264H188V261H190L189 259L187 260V258L188 257H190L189 255H188V253H187V255H188V257L186 258V256H184V252H183V250H185V249H183L184 247H181L183 250H181L180 248H179V245H180V243L178 242V238H176V236L175 237H171V239H169V241ZM230 242H232V241H230ZM228 243V242H227ZM244 243V242H243ZM259 243V242H258ZM42 244V243H41ZM230 244V243H229ZM239 244V243H238ZM237 244V245H238ZM252 244H253V242H252ZM181 245V246H182ZM251 245V244H250ZM258 245V244H257ZM193 246V247H194ZM192 247V248H193ZM194 247V248H195ZM230 247V246H229ZM178 248H179V250L180 251H182V253H183V255H182V253L178 250ZM187 248V247H186ZM198 248V249H199ZM225 248V249H224ZM228 248V247H227ZM259 247L257 246V248H256V250L258 249ZM264 248V247H263ZM196 249V248H195ZM199 249V250H200ZM249 249V248H248ZM225 250V251H224ZM240 250V249H239ZM195 251V250H194ZM193 251V252H194ZM238 251V250H237ZM259 251V250H258ZM186 252V251H185ZM225 252H227V253H225ZM231 252V251H230ZM249 252V251H248ZM262 252V251H261ZM202 253V252H201ZM255 253V252H254ZM197 255V254H196ZM203 255V254H202ZM253 255V254H252ZM251 255V256H252ZM4 256H6V255H4ZM36 256V255H35ZM193 256V255H192ZM205 256V255H204ZM256 256V255H255ZM42 257V256H41ZM199 257V256H198ZM5 258V257H4ZM40 258V257H39ZM42 259V258H41ZM202 259V258H201ZM245 259V258H244ZM247 259V258H246ZM192 260V259H191ZM241 260V259H240ZM225 261V260H224ZM191 262L192 261H190V264H191ZM214 262V261H213ZM238 262H240V261H238ZM237 262V263H238ZM245 262V261H244ZM241 263V262H240ZM242 263H243V261H242ZM247 263H248V261H247ZM156 264H165L163 261L162 262H157ZM194 264V263H193ZM230 264V263H229ZM233 264V263H232ZM239 264V263H238Z\"/></svg>",
	"mask_w": 264,
	"mask_h": 264
},
{
	"label": "crops",
	"instance_id": "crops-1",
	"mask_svg": "<svg viewBox=\"0 0 264 264\" xmlns=\"http://www.w3.org/2000/svg\"><path fill=\"white\" fill-rule=\"evenodd\" d=\"M2 251H3V249L0 251V255H1Z\"/></svg>",
	"mask_w": 264,
	"mask_h": 264
}]
</instances>
